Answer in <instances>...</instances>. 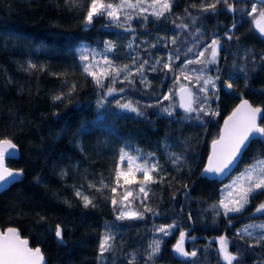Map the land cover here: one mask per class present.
<instances>
[{
    "label": "trees",
    "instance_id": "trees-1",
    "mask_svg": "<svg viewBox=\"0 0 264 264\" xmlns=\"http://www.w3.org/2000/svg\"><path fill=\"white\" fill-rule=\"evenodd\" d=\"M89 2L78 0V6L71 7L65 0H0V138H11L18 145L17 157L7 160V166L24 169L20 181L0 194L1 231L17 228L31 247L41 249L46 264H128L132 255L135 264H224L215 242L220 235L229 239L230 252L239 250L241 264H264V246L249 248L252 241L235 236L240 227L264 223V215H252L255 207L264 202V195H257L243 213L235 214L231 227L222 215H215L212 207L220 199V189L226 181L254 163L264 144L253 142L242 154L236 171L222 184L199 178L208 145L234 104L242 97L264 108V61L259 59L264 55V37L255 32L252 18L240 11L228 12L223 3L215 12H200L192 7L199 6L200 0H173L167 19L149 16L145 22L134 18L130 22L134 32H125L121 27H105L109 22L103 17L94 18L93 24L86 26L83 18ZM230 2L246 13L257 0ZM185 9L199 18L196 24L185 19ZM185 22L189 24L187 31L176 27ZM234 22L236 27L229 33L233 39L229 40L226 32ZM197 27L198 38L193 35ZM173 36L177 39L175 45L170 40ZM160 37L165 39L152 48ZM212 38H219L221 44L217 64L209 65L208 70L215 76V69H221L222 79L217 81L219 99L209 101L218 112L215 117L204 116L203 124L181 120L184 113L178 109L175 96L169 102L174 106L172 117L160 108L148 107L173 88L172 75L161 70L146 72L151 81L147 92L138 78L134 88L105 79L104 84L107 80L111 87L125 88V100L139 101L143 116L116 108L111 96L105 108L97 109L103 89L83 73L81 53L91 61L93 54L105 47V41H112L115 47L108 55L122 66L131 63L129 42L135 47L146 41L142 47L148 51H140L142 58L166 61L168 53L178 49L179 64L188 47L202 50ZM165 43L169 47H164ZM29 61L37 67L27 69ZM228 76L235 81L231 90H225L223 85ZM74 84L75 91L68 95ZM61 94L64 99L53 100ZM121 148L143 157L155 154L164 180L148 185L147 203L158 215L144 213L143 220H116L110 187H116ZM172 154L182 156L178 165L172 163ZM153 175L159 180V175ZM101 181L110 187L103 191L89 188V184L99 186ZM185 184L189 185L187 189ZM120 185L117 199L125 188L139 194L136 183L124 185L121 178ZM79 189L93 200L94 207H84L75 195ZM133 206L143 211L139 200L133 201ZM174 221L178 229L162 237L160 254L147 260L148 246L155 238L153 228ZM58 223L64 230V243L54 236ZM108 225L115 237L111 242L113 250L100 260V238ZM181 229L187 233L185 250H195L196 257L183 260L172 254Z\"/></svg>",
    "mask_w": 264,
    "mask_h": 264
},
{
    "label": "snow or ice",
    "instance_id": "snow-or-ice-1",
    "mask_svg": "<svg viewBox=\"0 0 264 264\" xmlns=\"http://www.w3.org/2000/svg\"><path fill=\"white\" fill-rule=\"evenodd\" d=\"M225 4L228 12L240 11L241 14H246L252 18L255 29L259 32L261 37H264V0H257L250 6V10L245 13L244 9H238L230 0H214V2H206L200 0L199 6L193 4V8H198L200 12H215L219 4ZM65 4L76 7L78 0H65ZM173 0H90L87 4V10L83 18V23L90 26L94 22V18L103 17L109 23L105 27H121L125 32H134L131 26V21L134 18H142L145 22L148 21L149 16L155 17L157 20L167 19L166 14L172 12ZM131 10V11H129ZM133 13H136L134 16ZM187 16L185 19H190L192 24H196L198 17L192 16L188 9H185ZM176 19H181L177 17ZM177 28L188 30V23H181L176 25ZM236 27L234 22L232 27L226 32L227 39H233L230 35L232 29ZM200 29L197 27L193 35L199 37ZM135 37H133V40ZM165 38L160 37L156 43L152 44V48H156L160 41ZM171 44L175 45L177 39L175 36L170 38ZM146 41L141 44H136L133 47V42L130 41L128 45V59L130 64L117 65L113 59L107 55L102 56V63L104 67L100 66V62L95 61L92 57L91 63L89 56L81 53L80 60L82 63V71L87 76H90L98 88L104 89V79L110 78L111 83H120L132 86L133 88L138 83L144 87V91L151 86V81L148 79L146 72H156L158 70L170 73L173 78V88L169 89L167 94H162V99H158L155 104H148V107L160 108L163 114L169 117L174 116L173 104L169 103L164 106V101H171L173 96H179L178 107L183 110L184 115L180 117L181 120H194L200 124L204 123V116L215 117L218 112L214 110L209 104L210 100L219 99V90L217 81L222 79L219 74L221 69H215L217 75L207 76L206 71L209 70V65L217 64V57L219 49L221 48L220 39L212 38L210 43L202 47V50H196L195 47H188L187 51L183 53L185 59L180 61L181 56L178 49L169 52L167 60L142 58L140 51L147 52ZM115 44L112 41H105L104 52H112ZM164 47H169L168 43ZM256 59V57H253ZM259 59L264 61V55ZM198 65L197 68L190 66ZM37 66L31 61L27 63V69H35ZM43 71V66H41ZM241 72L244 70L241 68ZM187 81L185 85L181 81ZM234 79L228 76L223 79L225 90H231L234 85ZM198 86V87H197ZM74 84L69 90L68 95H71L76 89ZM175 89V91H174ZM125 92V88L116 89L111 86L106 87V91L100 94L97 100V109L105 108V101L108 96H113L118 93ZM64 99L63 94L53 97L54 101ZM115 107L121 111L135 113L136 116H143L140 102L133 103L132 100L117 99L115 100ZM79 134V133H78ZM253 142H260L264 144V108L253 106L248 100L241 97V103L237 105L232 114L224 121V126L220 130L219 137L213 139L211 143V153L208 156L207 163L201 171V177L222 179L231 175L233 168L237 165L240 156L247 151ZM18 152V145L13 142L11 138H0V189H6L14 183H18L20 178L24 175V169H12L7 166L6 160L14 159ZM155 154L149 153L148 157L133 156L126 152L123 148L120 149L119 161L116 166V187H110L100 182V185L89 184V188H94L96 191H103L110 187L113 194L111 204L114 212H116V220H143L144 213H152L158 215L151 208L147 201L149 199V184L162 182L164 176L160 175L158 162L154 159ZM255 162L250 164L240 173L239 176L233 178L229 184H225L220 189V199L212 207L215 209L217 217L223 216L227 220L229 227L232 226L233 217L235 214H241L245 211L247 206L256 198L257 195H264V149L261 154L255 156ZM127 160V171L121 170V165ZM182 160V156L172 154V163L178 165ZM141 173L142 177L138 179L137 174ZM159 175V180L153 174ZM67 175V173H61ZM123 178L124 185H132L136 183L139 185L137 193H134L129 188H125L123 195L117 199L116 195L118 188L121 187L120 180ZM188 184L184 185L187 189ZM75 195L81 199L85 208L95 206L93 200L84 195L80 190H77ZM139 200L140 211L133 206V201ZM256 214L264 215V202H260L255 207L253 216ZM188 219L191 221L192 217L189 214ZM177 222L171 224H161L153 228L154 239L148 246L146 259L154 260L161 252L163 243L162 237L171 234L172 230L178 229ZM54 235L59 243L64 242V230L58 223L55 226ZM187 233L185 230H179V237L172 247V252L182 258L196 257L195 250L188 252L185 250V240ZM236 238L240 240L252 241L248 243L249 248L264 246V223L262 224H247L242 228L236 230ZM115 239L112 233L111 225L105 227V231L100 238L98 259L102 260L105 253L113 250L112 241ZM195 239V237H191ZM218 245V254L224 264H241L239 250L235 253L229 251V239L225 235H220L216 238ZM0 264H43V255L39 247L31 248L28 246L26 239H21L18 229L15 227H8L0 231ZM128 264H135V256L129 258Z\"/></svg>",
    "mask_w": 264,
    "mask_h": 264
},
{
    "label": "rangeland",
    "instance_id": "rangeland-1",
    "mask_svg": "<svg viewBox=\"0 0 264 264\" xmlns=\"http://www.w3.org/2000/svg\"><path fill=\"white\" fill-rule=\"evenodd\" d=\"M250 10V9H249ZM252 26H253V24H252ZM105 48V47H104ZM104 48L103 49H101V51L99 52H97V53H94L93 54V57H95V61L96 62H100V66L101 67H104V65H103V63H102V56H104V55H107L108 57H109V55H108V53H105L104 52ZM33 50H35V47L33 48ZM37 50H38V48H37ZM36 51V50H35ZM218 58H219V55H218V57H217V60H218ZM92 62V59H91V61H86V63H91ZM206 75L207 76H212L211 74L209 75L208 74V70L206 71ZM214 77V76H213ZM109 79V78H108ZM182 82V81H181ZM104 83H105V79H104ZM183 84H184V82H182ZM186 85V84H185ZM105 86L107 87V86H110L109 85V83H108V81L106 80V84H105ZM106 87L102 90V92L103 91H106ZM116 89H120V88H116ZM169 92V90H167L166 92H163L162 94H167ZM111 97H113L112 99H111V101H115L116 99H124L125 100V98L124 97H126L123 93H118V94H115V95H113V96H111ZM160 99H162V96L160 97ZM129 100V99H128ZM165 103H163V105L164 106H166V105H168L169 104V102L170 101H164ZM131 155H133V156H142L141 155V153H138V152H131L130 153ZM118 163H120V161H118ZM249 166V165H248ZM248 166H246V167H248ZM121 170L122 171H127V160H125L124 161V163L121 165ZM244 170H241V171H239V172H236V174L235 175H233L232 177H230L227 181H226V184H229L230 182H231V180L233 179V178H235V177H237V176H239L240 175V173L241 172H243ZM137 176H138V179L139 178H141L142 177V174L141 173H138L137 174ZM225 185V184H224ZM223 185V186H224ZM80 191H82L81 189H79ZM75 193H76V191H75ZM260 224V223H259ZM244 227V226H243ZM240 228H242V227H240ZM249 241V240H248ZM250 242V241H249Z\"/></svg>",
    "mask_w": 264,
    "mask_h": 264
},
{
    "label": "water",
    "instance_id": "water-1",
    "mask_svg": "<svg viewBox=\"0 0 264 264\" xmlns=\"http://www.w3.org/2000/svg\"><path fill=\"white\" fill-rule=\"evenodd\" d=\"M253 28H254V30H255V32H257V33H259L256 29H255V26H254V24H253ZM175 98L177 99V106H178V104H179V96L178 95H176L175 96ZM243 99H246V98H243ZM246 100H248V99H246ZM241 103V99H239V101H237L235 104H234V106H233V109L232 110H230V112L229 113H227L224 117H223V120L221 121V123H220V125H219V132L217 131V135L213 138V139H217L218 137H219V134H220V130L223 128V126H224V121H225V119L228 117V116H230L231 114H232V112L234 111V109L237 107V105H239ZM254 106H259L260 107V105H254ZM262 108V107H261ZM178 109H180L179 107H178ZM182 110V109H181ZM212 143V142H211ZM211 143H209V145H208V153L206 154V156H205V159H204V164H203V166L201 167V169H200V173H199V178H203V177H201V171H202V169H203V167L205 166V164L207 163V160H208V156L210 155V153H211ZM18 152H19V150H18ZM18 152L16 153V157H17V155H18ZM15 157V158H16ZM241 157H242V155L240 156V158H239V160H238V162H240V160H241ZM8 160H12V159H8ZM237 162V163H238ZM6 163H7V160H6ZM237 166V165H236ZM236 166L233 168V170H232V172H231V174L232 173H234L236 170ZM15 169V168H14ZM229 177V176H228ZM228 177H224V178H222V179H216L215 177H210V178H206V179H208V180H210V181H217V182H219V183H223V182H225V180L228 178ZM21 179V178H20ZM205 179V178H204ZM15 184V183H14ZM5 189H0V194L4 191ZM8 228V227H7ZM0 231H1V229H0ZM19 235H20V238L21 239H25V238H23L22 237V235L19 233ZM55 236V235H54ZM55 239H56V237H55ZM27 240V239H26ZM28 241V240H27ZM177 241V240H176ZM64 243V242H63ZM176 243V242H175ZM174 243V244H175ZM173 244V245H174ZM28 246L29 247H31V245H30V243H29V241H28ZM173 247V246H172ZM31 248H34V247H31ZM186 249V248H185ZM171 252H172V250H171ZM42 253V252H41ZM172 254L173 255H175L176 257H177V255L175 254V253H173L172 252ZM42 255H43V264H46V262H45V258H44V254L42 253ZM179 257V256H178ZM180 258H182V257H180ZM183 260H186L185 258H183Z\"/></svg>",
    "mask_w": 264,
    "mask_h": 264
}]
</instances>
